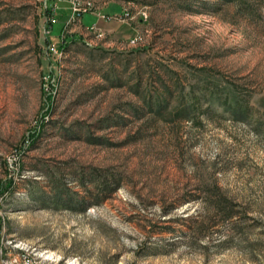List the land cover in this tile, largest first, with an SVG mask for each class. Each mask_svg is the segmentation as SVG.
<instances>
[{"label":"rangeland","instance_id":"rangeland-1","mask_svg":"<svg viewBox=\"0 0 264 264\" xmlns=\"http://www.w3.org/2000/svg\"><path fill=\"white\" fill-rule=\"evenodd\" d=\"M0 235L264 264V0H0Z\"/></svg>","mask_w":264,"mask_h":264},{"label":"built area","instance_id":"built-area-1","mask_svg":"<svg viewBox=\"0 0 264 264\" xmlns=\"http://www.w3.org/2000/svg\"><path fill=\"white\" fill-rule=\"evenodd\" d=\"M77 5V6H76ZM73 5V15L81 16L90 4ZM0 264H85L76 257L61 258L55 253L33 246L27 241L7 239L0 235Z\"/></svg>","mask_w":264,"mask_h":264},{"label":"trees","instance_id":"trees-1","mask_svg":"<svg viewBox=\"0 0 264 264\" xmlns=\"http://www.w3.org/2000/svg\"><path fill=\"white\" fill-rule=\"evenodd\" d=\"M227 1H234V0H227ZM47 8H48L47 10H50L49 7H47ZM47 28H49V27H47ZM144 101H146V99H144ZM146 104L148 105V107H149L150 110H155V112L157 114L160 113V111L162 110V106H163L159 102H157V103L154 102L153 103L152 101H149ZM219 205H223L221 201L219 202ZM219 209L220 210H217V212H218V214H220V216L222 218V222H224L225 220H228L229 218H231L232 213L230 211L228 212L227 209H226V207H223L222 208V207L219 206Z\"/></svg>","mask_w":264,"mask_h":264}]
</instances>
